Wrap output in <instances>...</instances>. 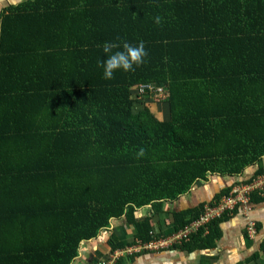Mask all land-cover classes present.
Segmentation results:
<instances>
[{
	"label": "trees",
	"instance_id": "16d2710c",
	"mask_svg": "<svg viewBox=\"0 0 264 264\" xmlns=\"http://www.w3.org/2000/svg\"><path fill=\"white\" fill-rule=\"evenodd\" d=\"M124 41H143L145 62L105 79L103 44ZM150 86L165 89L168 119L146 103ZM263 159L264 0H28L2 12L0 264H72L114 219L150 241L153 215L139 209L163 212L211 174L262 175ZM200 207L172 212L171 233ZM201 233L175 247L202 248L213 235Z\"/></svg>",
	"mask_w": 264,
	"mask_h": 264
},
{
	"label": "crops",
	"instance_id": "0c3cea01",
	"mask_svg": "<svg viewBox=\"0 0 264 264\" xmlns=\"http://www.w3.org/2000/svg\"><path fill=\"white\" fill-rule=\"evenodd\" d=\"M26 1L28 0H0V16L8 7ZM161 113L158 115L162 118L163 114ZM258 169L259 166H253L237 176L211 174L206 180L196 181L178 200L168 203L163 212L152 214L150 208L144 207L139 209L137 218L143 219L153 215L151 233L168 235L174 227L172 212L199 211L201 205H210L219 201L224 196L223 194H226L227 190L229 193L235 184L249 180L257 173ZM202 213L203 211L200 215ZM193 216L194 213L186 218L190 219ZM251 225H255L257 228L254 236L249 233ZM211 226L212 231L209 226L207 231L200 229L202 236L210 232L213 235V239L202 248L196 247L195 243L190 250L170 246L169 249L161 251L125 254L116 264H264L263 193H253L248 202L237 206L233 213L216 218ZM112 236L116 239H112ZM135 240L134 226L128 224L125 219H114L109 228L102 231L97 238L80 244L79 253L72 264H98L118 250V248H113L117 242H123L126 247L132 245Z\"/></svg>",
	"mask_w": 264,
	"mask_h": 264
},
{
	"label": "built area",
	"instance_id": "2783aa9c",
	"mask_svg": "<svg viewBox=\"0 0 264 264\" xmlns=\"http://www.w3.org/2000/svg\"><path fill=\"white\" fill-rule=\"evenodd\" d=\"M145 89V87L141 88V95L145 94ZM149 89V92H157L154 97L160 95L159 99L161 101H166L167 95L163 87L154 89L150 86ZM256 192L264 194V175L257 176L247 183L235 184L230 192L221 197L219 201L213 202V204L210 205H205L204 212L195 219L193 223L184 228H180L176 232L161 237H156L151 233L152 239L146 242L136 239L132 245L116 250L108 259L102 260L98 264H116L125 254L131 255L141 252L161 251L163 249H169L170 246H178L184 242H188L193 234H196L200 229L207 231L208 226L211 225L216 218L233 213L237 206L248 202L252 194ZM256 232V226L251 225L249 233L254 236Z\"/></svg>",
	"mask_w": 264,
	"mask_h": 264
},
{
	"label": "clouds",
	"instance_id": "9594fccd",
	"mask_svg": "<svg viewBox=\"0 0 264 264\" xmlns=\"http://www.w3.org/2000/svg\"><path fill=\"white\" fill-rule=\"evenodd\" d=\"M161 21L160 16L154 18L156 24H160ZM114 49L118 50L113 51ZM103 52L107 58L98 61V66L103 68L104 78L109 80L114 77L117 70L134 71V66L139 67L142 65L148 55L143 41L138 44H131L127 41L123 43L105 42ZM139 155H143V149H141Z\"/></svg>",
	"mask_w": 264,
	"mask_h": 264
},
{
	"label": "rangeland",
	"instance_id": "374dc122",
	"mask_svg": "<svg viewBox=\"0 0 264 264\" xmlns=\"http://www.w3.org/2000/svg\"><path fill=\"white\" fill-rule=\"evenodd\" d=\"M148 92H145V94H147ZM160 95L159 96H157V97H147L146 99H145V101H146V103L148 102V104H150L151 106H153V108L155 107V110H156V112H157V114H159V113H161V114H163V116H162V118L163 119H168V113L169 112H167V108H166V106L164 105V104H162V103H165L166 101H161L160 99ZM154 99V100H153ZM154 101H156V102H154ZM153 104H155V105H153ZM161 111V112H160ZM159 112V113H158ZM253 166H251V167H249V168H252ZM249 168H246V169H249ZM245 169V170H246ZM256 176L254 175L253 177H251V178H249V180H246L245 182H241V183H247V182H250V181H252L254 178H255ZM251 179V180H250Z\"/></svg>",
	"mask_w": 264,
	"mask_h": 264
}]
</instances>
